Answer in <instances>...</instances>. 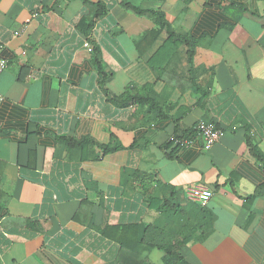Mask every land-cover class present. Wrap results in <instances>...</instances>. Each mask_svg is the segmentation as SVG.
<instances>
[{
	"label": "crops",
	"instance_id": "0c3cea01",
	"mask_svg": "<svg viewBox=\"0 0 264 264\" xmlns=\"http://www.w3.org/2000/svg\"><path fill=\"white\" fill-rule=\"evenodd\" d=\"M85 1L0 0V264H122L103 233L127 226L184 264H264V0ZM99 3L95 53L79 24ZM120 4L169 30L136 44Z\"/></svg>",
	"mask_w": 264,
	"mask_h": 264
},
{
	"label": "trees",
	"instance_id": "16d2710c",
	"mask_svg": "<svg viewBox=\"0 0 264 264\" xmlns=\"http://www.w3.org/2000/svg\"><path fill=\"white\" fill-rule=\"evenodd\" d=\"M82 1L84 5H87L85 0ZM119 8L131 19L140 20L139 26L141 28V31L138 35L130 34L127 30V27L122 25V30L124 31V33L128 34L131 38H133V36L137 37L136 44L146 43L147 45H152L164 30H169V25L165 20L164 14L162 12L143 11L124 4H120ZM89 9L91 11L90 14L84 16L81 19L79 28L85 34V36L88 37V41L93 46L94 52L98 53L94 45L92 30L96 25V22L103 18L105 14H107V9L102 3L91 5ZM169 36L170 38L176 37L172 32H169ZM180 38L186 45H192L191 40H189L188 38ZM118 102L120 103L119 100ZM118 149L119 147L114 149L113 151H117ZM253 152L256 153L259 161L264 165V156L261 155L256 149H253ZM259 193L260 191H257L255 195H259ZM170 235V233H166L165 231H162L160 229L148 227L144 230L142 240H138V228L135 226L111 227L108 228L105 233H103V236L105 238L119 245L120 250L118 261L122 264H129V262L123 260L122 258V255L125 252L131 251L139 253L140 249L144 250L143 257L140 260L136 261V263L143 264L147 259L148 254L154 248H157L165 254L164 264H184L183 260L180 259V257L177 255V251L180 245H174L173 238H171Z\"/></svg>",
	"mask_w": 264,
	"mask_h": 264
},
{
	"label": "built area",
	"instance_id": "2783aa9c",
	"mask_svg": "<svg viewBox=\"0 0 264 264\" xmlns=\"http://www.w3.org/2000/svg\"><path fill=\"white\" fill-rule=\"evenodd\" d=\"M34 17H36V15ZM6 68L7 62L0 58V76ZM1 101L2 100L0 99V102ZM198 134L207 148L218 143L222 137L221 131L210 125H200L198 127ZM187 144V142L184 143V145ZM185 193L189 200L199 204L202 207H206L213 197V192L211 190L199 186L188 188Z\"/></svg>",
	"mask_w": 264,
	"mask_h": 264
}]
</instances>
